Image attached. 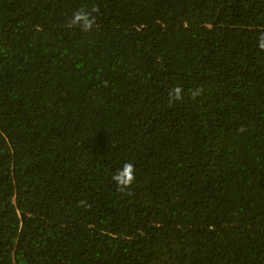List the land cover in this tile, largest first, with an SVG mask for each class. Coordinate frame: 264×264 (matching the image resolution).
Instances as JSON below:
<instances>
[{
  "label": "trees",
  "instance_id": "1",
  "mask_svg": "<svg viewBox=\"0 0 264 264\" xmlns=\"http://www.w3.org/2000/svg\"><path fill=\"white\" fill-rule=\"evenodd\" d=\"M262 33L264 0H0V264H264Z\"/></svg>",
  "mask_w": 264,
  "mask_h": 264
},
{
  "label": "clouds",
  "instance_id": "2",
  "mask_svg": "<svg viewBox=\"0 0 264 264\" xmlns=\"http://www.w3.org/2000/svg\"><path fill=\"white\" fill-rule=\"evenodd\" d=\"M97 11L95 8L92 11L80 10L74 13L70 23L78 25L82 30H91L96 23V17L92 14ZM258 47L264 49V33L258 38ZM175 97H179L181 89L179 87L173 90ZM134 165L131 163H125L121 168L117 169L112 176L113 182L120 189L129 187L135 179Z\"/></svg>",
  "mask_w": 264,
  "mask_h": 264
}]
</instances>
